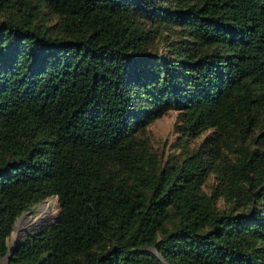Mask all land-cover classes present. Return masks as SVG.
I'll return each mask as SVG.
<instances>
[{"label":"trees","instance_id":"trees-1","mask_svg":"<svg viewBox=\"0 0 264 264\" xmlns=\"http://www.w3.org/2000/svg\"><path fill=\"white\" fill-rule=\"evenodd\" d=\"M51 197L7 264H264V0H0V258Z\"/></svg>","mask_w":264,"mask_h":264},{"label":"rangeland","instance_id":"rangeland-1","mask_svg":"<svg viewBox=\"0 0 264 264\" xmlns=\"http://www.w3.org/2000/svg\"><path fill=\"white\" fill-rule=\"evenodd\" d=\"M175 118H176V112L170 111L169 113H167L164 116L154 120L152 123H150L148 125V128H149L150 132L153 134L155 144L157 146H159V147L165 146L168 149V148H171V145L176 142L177 135L173 132V125L175 122ZM44 203L49 205L51 212L55 213V215L57 217V215L59 214V211H60V207H59L58 200L56 197L48 198L47 200H45V201L39 203L38 205L34 206L30 211L23 212L18 217V219L15 223V226H14V230L11 233L10 238L8 239V245L9 246L11 244L14 245V243L18 239H20L23 235L26 234L28 229L32 230L35 228H40V227H43L44 225H49V224L54 222V220H53L48 224H43L40 226H34V227H30V228H26V225H28V223H25V224L22 223V221H21L22 216H24L26 214H31L32 216H35L37 213L38 207ZM6 261L7 260L4 257L0 258V264H7Z\"/></svg>","mask_w":264,"mask_h":264},{"label":"water","instance_id":"water-1","mask_svg":"<svg viewBox=\"0 0 264 264\" xmlns=\"http://www.w3.org/2000/svg\"><path fill=\"white\" fill-rule=\"evenodd\" d=\"M58 216H59V214H58V215H57V217L55 218L54 222H56V221H57V219H58ZM54 222H53V223H54ZM53 223H51V224H53ZM51 224H49V225H51ZM44 226H48V225H44ZM30 231H31V230H30V229H28L26 233L28 234ZM12 247H13V244H11V245H10V247H9V252H8V253H7V254L4 256V258H5V259H8V257H9V254H10V253H11V251H12Z\"/></svg>","mask_w":264,"mask_h":264}]
</instances>
